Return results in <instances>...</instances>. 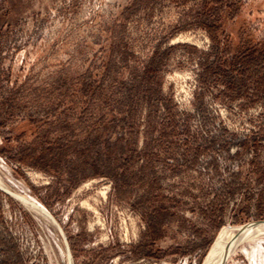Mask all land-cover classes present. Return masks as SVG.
Masks as SVG:
<instances>
[{
  "label": "rangeland",
  "instance_id": "374dc122",
  "mask_svg": "<svg viewBox=\"0 0 264 264\" xmlns=\"http://www.w3.org/2000/svg\"><path fill=\"white\" fill-rule=\"evenodd\" d=\"M259 220L264 0H0V264H204Z\"/></svg>",
  "mask_w": 264,
  "mask_h": 264
},
{
  "label": "bare ground",
  "instance_id": "6f19581e",
  "mask_svg": "<svg viewBox=\"0 0 264 264\" xmlns=\"http://www.w3.org/2000/svg\"><path fill=\"white\" fill-rule=\"evenodd\" d=\"M240 229L241 226L238 228L227 227L223 229L212 245L211 252L206 258L204 264H217L220 259L228 256L235 248L236 241L239 240L236 236L238 232L241 231Z\"/></svg>",
  "mask_w": 264,
  "mask_h": 264
},
{
  "label": "water",
  "instance_id": "95a60500",
  "mask_svg": "<svg viewBox=\"0 0 264 264\" xmlns=\"http://www.w3.org/2000/svg\"><path fill=\"white\" fill-rule=\"evenodd\" d=\"M262 229H264V220H259L242 225L240 229L241 231H239L236 236L239 239L238 241H236V245H239L241 242L251 237L254 232ZM226 258L227 256L223 257L217 264H222Z\"/></svg>",
  "mask_w": 264,
  "mask_h": 264
}]
</instances>
